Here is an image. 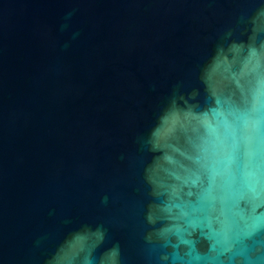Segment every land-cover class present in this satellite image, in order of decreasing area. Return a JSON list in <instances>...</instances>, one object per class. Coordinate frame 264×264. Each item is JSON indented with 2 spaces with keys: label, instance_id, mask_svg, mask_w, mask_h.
Wrapping results in <instances>:
<instances>
[{
  "label": "water",
  "instance_id": "95a60500",
  "mask_svg": "<svg viewBox=\"0 0 264 264\" xmlns=\"http://www.w3.org/2000/svg\"><path fill=\"white\" fill-rule=\"evenodd\" d=\"M0 264H264V0H0Z\"/></svg>",
  "mask_w": 264,
  "mask_h": 264
}]
</instances>
